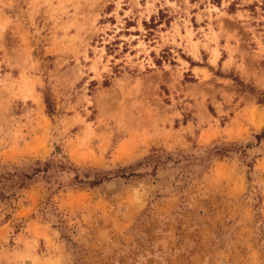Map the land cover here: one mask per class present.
Listing matches in <instances>:
<instances>
[{
    "label": "rangeland",
    "instance_id": "obj_1",
    "mask_svg": "<svg viewBox=\"0 0 264 264\" xmlns=\"http://www.w3.org/2000/svg\"><path fill=\"white\" fill-rule=\"evenodd\" d=\"M263 96L264 0H0V264H264Z\"/></svg>",
    "mask_w": 264,
    "mask_h": 264
},
{
    "label": "trees",
    "instance_id": "obj_2",
    "mask_svg": "<svg viewBox=\"0 0 264 264\" xmlns=\"http://www.w3.org/2000/svg\"><path fill=\"white\" fill-rule=\"evenodd\" d=\"M259 102L264 105V96L259 98ZM45 104H46V108H47L48 113L52 114L54 108H53V104L51 102V98H50L49 94H45ZM256 139L258 140V142H261L262 140H264V132L260 135H257ZM48 169H49V166H48V164H46L45 169L43 171L47 172ZM40 171L41 170L38 169L32 176H28V175L24 176L22 178V183L19 185V187L23 188L26 185V180L33 179V177H35ZM98 183H100V182H93L90 185H96Z\"/></svg>",
    "mask_w": 264,
    "mask_h": 264
}]
</instances>
